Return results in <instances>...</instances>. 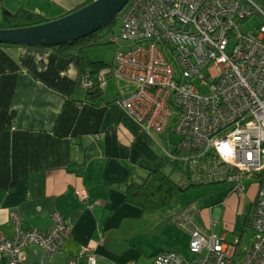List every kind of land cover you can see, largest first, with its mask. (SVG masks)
Masks as SVG:
<instances>
[{"label":"crops","instance_id":"obj_1","mask_svg":"<svg viewBox=\"0 0 264 264\" xmlns=\"http://www.w3.org/2000/svg\"><path fill=\"white\" fill-rule=\"evenodd\" d=\"M84 1L0 0V22L4 8L16 13L24 7L57 19ZM102 86L100 101H84L78 54L64 57L53 46L0 45V208L17 209L26 226L48 229L54 211L71 225L61 250L50 253L31 244L24 264H88L84 253L90 250L99 264H151L169 247L155 244L180 231L175 225L190 240L193 228L205 227L193 201L167 212L127 202L130 183L143 182L159 167L172 171L166 153L177 144L164 145L160 138L169 139V129L148 132L120 105L119 97L131 91L117 77ZM91 144L94 156L86 160ZM220 216L217 210L212 221ZM0 264L11 263L0 258Z\"/></svg>","mask_w":264,"mask_h":264},{"label":"built area","instance_id":"obj_2","mask_svg":"<svg viewBox=\"0 0 264 264\" xmlns=\"http://www.w3.org/2000/svg\"><path fill=\"white\" fill-rule=\"evenodd\" d=\"M122 11L121 36L132 44L118 49L113 71L136 89L121 95L120 105L148 132H164L173 117L180 155L167 154L200 164L192 179L226 180L240 195L247 179L258 186L254 244L243 257L235 256L239 240L229 244L201 227L192 229L191 258L165 250L151 264H264V23L244 28L257 15L264 22V8L254 0H130ZM206 155L213 164L201 161ZM52 217L51 227L39 229L26 226L17 209L0 208V258L24 264L31 244L61 250L71 225L60 211ZM86 255L99 264L95 251Z\"/></svg>","mask_w":264,"mask_h":264},{"label":"trees","instance_id":"obj_3","mask_svg":"<svg viewBox=\"0 0 264 264\" xmlns=\"http://www.w3.org/2000/svg\"><path fill=\"white\" fill-rule=\"evenodd\" d=\"M92 1L94 0H85L83 3L78 4L73 9L66 11L65 14L72 13L84 7L85 5L91 3ZM254 1L264 8V4L261 3L260 0H254ZM3 14H4L3 20L0 22V28H14V27L35 25L52 20L42 14L30 11L24 7L21 8L16 13H12L11 11L4 8ZM118 19H120L121 22L123 23V11H121L120 14L117 15L114 19H112L106 26L100 28L97 31H94L93 33L85 37L79 38L75 41H70L67 43L53 46L55 50H57V52H59L64 57H70L74 54L79 55V84L81 86L83 85L85 86L86 80H92V85L90 87L85 86L86 95L84 99V101H87L92 104H95L98 101H100L104 95V86H102V78L105 77L109 78L115 76L113 71L114 63H109L105 60H90L87 55V50L90 49L91 47H97L103 44L105 32L107 30H113ZM247 21H251V25L246 29L248 31L255 30L261 24L264 23L262 19L258 23H255L252 20V18L248 19ZM247 21L244 22L246 23ZM3 44H8V43H0V45ZM16 114H17L16 111L10 114L9 124H8L9 127L13 126V118H15ZM173 125L170 127V130L172 129L171 131L175 130ZM181 140H182V135H181ZM181 140L179 143H177L176 148L172 150L173 153H178L180 155ZM87 148H91L89 149V152L86 153V160H90L94 156V154L92 153L94 152V144H91L90 146H86V149ZM166 157L168 158L166 164L171 163V165L173 166L172 171H168L164 167H159L154 171L150 172L144 178L143 182L130 183L129 186L127 187V198H126L127 202L140 207L144 211L155 212L160 210H167L168 208H171L176 198L181 197L183 193H186L192 188H200L204 185L209 186L215 184H219V185L229 184L227 183L226 180H217L210 176H208L207 178L192 179L191 176L192 171L193 172L198 171L197 167L200 164L192 165L190 161L188 162L186 158L180 156L175 158H170L167 153H166ZM201 161L204 162L208 161L211 164H213L211 160H208L207 155L201 156ZM175 171L182 173L181 178L177 179L173 176ZM255 186L258 189V186L257 185ZM253 209L254 206H252V211ZM247 221H248L247 223L248 226L253 229L251 225V215L247 219ZM5 229H7L6 226ZM244 231L239 239L237 251L235 254V256L239 258L243 257L244 254L247 252V250L250 247H252L254 244L253 242L252 245L248 248L242 246L245 237ZM192 256L193 253L191 256H186V257L191 258Z\"/></svg>","mask_w":264,"mask_h":264},{"label":"rangeland","instance_id":"obj_4","mask_svg":"<svg viewBox=\"0 0 264 264\" xmlns=\"http://www.w3.org/2000/svg\"><path fill=\"white\" fill-rule=\"evenodd\" d=\"M260 1L264 4V0ZM259 18L260 16L257 15L256 17L252 18V20L255 23H258L261 21V18ZM250 25L251 21H247L244 24V28L247 29ZM121 28L122 22L120 19H118L113 30H107L105 32L104 43L97 47H91L87 50L88 58L90 60H105L109 63H114L118 49L122 46L132 44V41L126 40L121 36ZM118 80L120 81V85L122 87L124 86L131 92L134 90L135 87L132 81L120 78H118ZM109 87H111V85H109ZM173 123L174 119L172 117L171 124L168 127V141L166 139L160 138V141H162L164 145H168L169 142L175 146L181 140L180 133L175 132L176 130H170V127L173 125ZM170 167L171 166L167 167L168 171ZM181 174V172L175 171L173 176L178 179L181 178ZM246 183L248 184L249 189L244 195H240L237 192L231 195L232 193L230 192V184H215L209 186L204 185L200 188H192L186 193H183L181 197L176 198L171 208L160 211L167 212L172 208H175V206L182 204V201L196 202L198 205H200V208L197 211V219L203 226L209 228L210 230L214 229L218 235H226L227 242L229 244L236 243L243 234V231L246 229L244 231L245 237L242 246L248 248L254 242L255 236L254 230L247 224V219L251 215L252 206H254L258 189L255 186V178H251L250 180L247 179ZM228 195H231L232 199L227 202V205H225L223 204V201ZM211 207H214L212 212L210 210ZM217 210H220L221 216L215 219L217 222H213L212 218L215 216ZM175 227L180 231H178L176 235L169 233L167 238L156 243L155 247L166 244L169 246L167 250H177L186 256H191V240L186 235L187 232L180 228L178 224L175 225ZM86 254L87 253H84L85 258L87 257Z\"/></svg>","mask_w":264,"mask_h":264},{"label":"water","instance_id":"obj_5","mask_svg":"<svg viewBox=\"0 0 264 264\" xmlns=\"http://www.w3.org/2000/svg\"><path fill=\"white\" fill-rule=\"evenodd\" d=\"M130 0H94L84 7L50 21L0 28V43L55 46L85 37L106 26Z\"/></svg>","mask_w":264,"mask_h":264}]
</instances>
